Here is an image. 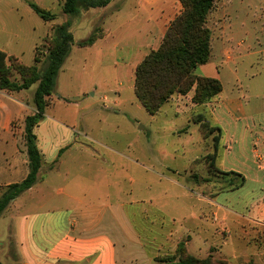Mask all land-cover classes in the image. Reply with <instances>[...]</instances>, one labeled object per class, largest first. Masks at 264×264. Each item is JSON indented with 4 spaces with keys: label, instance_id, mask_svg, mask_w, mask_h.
Masks as SVG:
<instances>
[{
    "label": "rangeland",
    "instance_id": "rangeland-1",
    "mask_svg": "<svg viewBox=\"0 0 264 264\" xmlns=\"http://www.w3.org/2000/svg\"><path fill=\"white\" fill-rule=\"evenodd\" d=\"M29 1L54 14L55 20H41ZM62 3L0 0V46L6 45L23 65L34 63L33 46L41 42L37 67L42 70L53 29L66 21L71 24L74 43L48 99L49 105L54 102L48 110L53 120L43 116L39 121L40 142L64 144L55 157L66 160L58 173L56 163L50 166L54 169L43 170V179L52 178L45 191L54 195L59 188L72 189L81 200L79 207L93 209L87 217L103 221L96 230L118 240L114 250L105 242V264L111 263L114 252L115 264H156L174 255L178 243L186 248L185 234L191 236L188 250L195 258L264 264V226L246 220L264 223V184L245 179L254 172L245 165L259 167L264 174V0H220L207 18L210 62L218 66L222 85L219 96L240 99L248 116L239 129L228 123L218 144L216 167L221 168L229 147L228 167L245 174L244 185L232 191L233 178L209 171L206 155L214 150L213 135L205 137L191 115L184 113L186 98L151 116L134 95V66L153 33L137 29L158 20L161 3L145 2L139 10L137 0H113L105 8L82 11L77 17L63 14ZM138 11L142 14L135 19ZM105 30H109L106 37ZM91 34L100 37L95 45L77 46ZM224 46L230 50L228 61ZM9 76L18 78L12 69ZM200 113L211 120L208 109ZM13 126L24 128L23 122ZM254 146L261 158L253 160L256 166L251 167ZM85 157L89 164L83 163ZM44 214L46 223L66 219L57 211ZM174 232L181 239H170L172 243L165 247V236ZM206 246L212 247L203 254ZM66 247L65 243L51 250L47 245L45 253L50 259L63 257L70 252Z\"/></svg>",
    "mask_w": 264,
    "mask_h": 264
},
{
    "label": "crops",
    "instance_id": "crops-1",
    "mask_svg": "<svg viewBox=\"0 0 264 264\" xmlns=\"http://www.w3.org/2000/svg\"><path fill=\"white\" fill-rule=\"evenodd\" d=\"M145 2L153 6L161 3L162 8L160 17H158L156 22L154 19L153 25L148 26L145 23L140 25L137 29V32L139 33L148 32L150 30H153V33L146 46L142 48L143 54L140 56V60L136 62L134 70L137 64L151 50H155L159 46L168 24L181 11V5L178 0H145ZM145 2H143V0H137L139 10L144 7L143 3ZM168 3H171V6ZM141 14L142 13L140 11L136 12L134 14V18H138ZM144 20L146 22V17H144ZM108 33L109 30H105V37L108 36ZM44 38H42V40ZM40 43L33 46V53L35 47ZM239 43L242 44L243 41L240 40ZM4 47L7 46H0V51L6 53L7 56L16 57L15 55L8 53ZM222 51L226 56V61L230 60V50L224 46ZM132 56H135V54H132ZM210 61L199 66L195 70V75L214 78L220 81L218 66L212 64ZM33 85H35L33 89H30L31 87H29L26 90L17 92L0 90V195L3 192V188L24 180L29 171L26 148L22 139L23 129L21 126H18L17 130H15L13 124L15 122H23L25 117L35 111L32 106L31 98L37 88V83ZM24 92H29V94H24ZM219 95L203 105H195L191 102V98L193 96L192 91L185 96L176 95L161 107L159 113L165 105L168 104L178 106V104L182 102L181 97L186 98L187 102L184 105V113L190 114L192 118L195 115H202L203 119H205L204 115L200 113V110L208 109L211 120L207 121L211 125L217 126L221 129V141L222 133L225 132L226 134V127L228 123L234 126V129H239V124L247 121L248 116L240 99H222ZM50 98L52 97L50 96ZM51 100L52 99H50L49 102ZM53 103L54 102L51 101L50 105L44 112L46 119H49L48 122L53 120L50 118V113H48L49 108L54 105ZM180 110L183 111L182 108ZM175 115H179V113L175 111ZM39 124L40 123H38L33 129V134L36 137L37 148L42 159L41 167L37 175V182L29 190L25 191L16 199L11 201L0 216V264H105V242L112 245L111 249L114 250L116 248L115 246L118 244V240H109L108 238H105L104 231L96 230L98 227L97 225L101 224L103 221H101V219L95 221L87 217L86 213L88 211H93V209L79 207L78 204H81V200H79L77 196L75 197L73 195L72 189L63 190L62 188H59L54 190V195L45 191V187H47L46 185H48V182H52V178L47 175L43 179L41 176L43 170L54 169L50 166L56 163L57 166L55 170L58 173L61 169L60 166L64 165L66 160L61 159L59 161L55 157V153H58V149L63 147L64 144L61 143L59 145L57 144L52 146V144L48 143V146L45 145V143L40 142L38 137ZM53 124L59 126L57 123ZM226 142H228V140H226ZM225 150L226 153H224L225 155L223 154L221 158V168L218 169L223 172L232 171L239 173L242 176L245 175L243 170L240 168L228 167L230 148L226 147ZM216 152L217 163L219 157L218 146ZM250 154L252 156L251 167L252 165L254 167L256 164L253 160L258 159L259 161L261 157L259 156L255 146L250 150ZM83 160H85L83 161L85 164L90 163V161H86L89 160L86 157ZM245 167L250 171H254L252 172L253 174H251L252 176H250V178L245 177L246 181L251 180L257 184H264V174L262 173L261 168L254 167L253 169L247 167L246 165ZM48 171L51 173L52 170ZM57 175L59 176V174ZM60 197H63L64 199ZM55 211L64 213L66 219L46 223L44 213ZM246 220L248 223L264 226V223L251 219ZM214 233L218 234L216 229H214ZM168 237H170L169 240H167ZM185 237L187 238V252L192 254L188 250V245L191 242V236L185 234ZM173 238L174 241L181 239L177 236L176 232L169 234L168 236H165V247L168 246L167 242L173 240ZM65 243L67 246L66 250L72 252V257L70 252H67V254L63 257H53L52 259L47 257V254L45 253L47 245H49L52 250ZM172 245L175 247L176 244H170V246ZM211 247L212 246H206L203 254L209 251ZM200 251L201 250L197 249L195 252L199 255ZM117 258L118 257L114 252L112 257L109 259V261H111L110 264H115L117 262Z\"/></svg>",
    "mask_w": 264,
    "mask_h": 264
},
{
    "label": "trees",
    "instance_id": "trees-1",
    "mask_svg": "<svg viewBox=\"0 0 264 264\" xmlns=\"http://www.w3.org/2000/svg\"><path fill=\"white\" fill-rule=\"evenodd\" d=\"M113 0H64L61 6L63 14L77 17L82 11L105 8ZM220 0H178L181 11L168 24L159 46L151 50L135 67L133 92L145 111L154 116L173 96H185L193 92L191 102L203 105L216 98L222 91L219 80L195 75V70L211 59V30L207 27L208 15ZM30 9L43 21L50 22L56 16L29 1ZM71 24L66 21L53 29V35L44 50L45 66L39 64V47L34 49V64L23 65L16 57L7 56L0 51V90L17 92L26 90L37 83L33 94L35 111L24 118L23 141L28 158V174L19 183L3 188L0 195V216L8 205L36 182L42 159L37 148L34 127L43 118L49 106L56 77L74 43L70 31ZM100 37L91 34L77 43L78 47H89ZM15 70L18 79H11L9 70ZM205 137L212 136L214 150L206 155L209 171L222 177H231L235 184L230 189L236 190L244 185V177L236 172H223L216 167L217 146L221 139V129L211 125L202 115L193 117ZM194 180H198L193 176ZM156 264H225L214 262L207 257L198 259L187 253L185 245L178 243L175 254L155 261ZM252 264V261L249 262Z\"/></svg>",
    "mask_w": 264,
    "mask_h": 264
}]
</instances>
